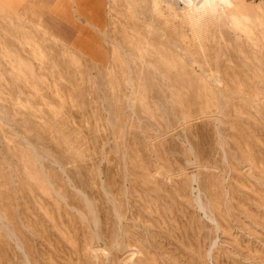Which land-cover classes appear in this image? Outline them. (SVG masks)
<instances>
[{
	"label": "rangeland",
	"instance_id": "1",
	"mask_svg": "<svg viewBox=\"0 0 264 264\" xmlns=\"http://www.w3.org/2000/svg\"><path fill=\"white\" fill-rule=\"evenodd\" d=\"M190 1L0 19V264H264V0Z\"/></svg>",
	"mask_w": 264,
	"mask_h": 264
},
{
	"label": "crops",
	"instance_id": "2",
	"mask_svg": "<svg viewBox=\"0 0 264 264\" xmlns=\"http://www.w3.org/2000/svg\"><path fill=\"white\" fill-rule=\"evenodd\" d=\"M82 16V10L79 12ZM0 19L9 23L33 22L59 38L66 45L84 52L80 41L90 37L89 32L75 19L71 0H0ZM1 31V30H0ZM97 40V39H93ZM77 41V43H76Z\"/></svg>",
	"mask_w": 264,
	"mask_h": 264
},
{
	"label": "bare ground",
	"instance_id": "3",
	"mask_svg": "<svg viewBox=\"0 0 264 264\" xmlns=\"http://www.w3.org/2000/svg\"><path fill=\"white\" fill-rule=\"evenodd\" d=\"M182 1L184 2V4H187V3L191 4V3H193V2L190 1V0H182Z\"/></svg>",
	"mask_w": 264,
	"mask_h": 264
}]
</instances>
